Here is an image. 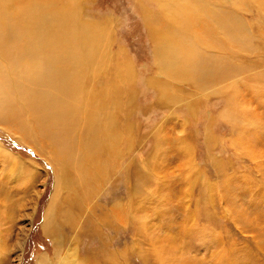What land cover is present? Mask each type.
Wrapping results in <instances>:
<instances>
[{
	"label": "rangeland",
	"instance_id": "obj_1",
	"mask_svg": "<svg viewBox=\"0 0 264 264\" xmlns=\"http://www.w3.org/2000/svg\"><path fill=\"white\" fill-rule=\"evenodd\" d=\"M223 1L242 71L203 89L158 72L138 11L157 12L151 0L80 2L134 70L123 155L81 180L33 112H0V264H264V0ZM155 76L172 88L161 100Z\"/></svg>",
	"mask_w": 264,
	"mask_h": 264
},
{
	"label": "bare ground",
	"instance_id": "obj_2",
	"mask_svg": "<svg viewBox=\"0 0 264 264\" xmlns=\"http://www.w3.org/2000/svg\"><path fill=\"white\" fill-rule=\"evenodd\" d=\"M81 1L0 0V112L17 119L22 110L33 112L55 152L64 155V163L71 164L81 180H91L95 171L110 162L113 166L119 152L123 155L117 147L124 144L121 133L129 124L127 106L134 93L127 90V82L134 70L129 63L123 70L119 52L111 53L103 35L108 24L80 19ZM152 3L157 12L141 3L138 11L153 39L158 72L166 80L190 81L203 89L242 71L230 48L237 22L233 6L227 7L223 0ZM160 79L147 81L158 89L157 100L172 90ZM231 104L226 100L223 110H230ZM49 211L51 207L47 215ZM45 229L53 232L54 225L46 223ZM57 262L71 264L74 259L68 253Z\"/></svg>",
	"mask_w": 264,
	"mask_h": 264
}]
</instances>
